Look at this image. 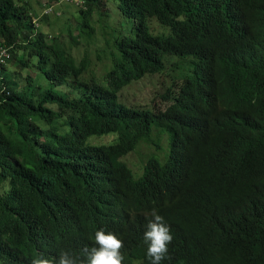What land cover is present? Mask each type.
Listing matches in <instances>:
<instances>
[{
  "label": "trees",
  "instance_id": "1",
  "mask_svg": "<svg viewBox=\"0 0 264 264\" xmlns=\"http://www.w3.org/2000/svg\"><path fill=\"white\" fill-rule=\"evenodd\" d=\"M113 1L84 0L77 29L55 31L61 0L44 4L46 27L38 0H0V264L81 255L99 229L124 241V264H149L153 209L173 234L162 264H264V0ZM93 13L133 24L101 75L73 51ZM170 58L165 109L121 98ZM155 134L168 154L157 145L132 164Z\"/></svg>",
  "mask_w": 264,
  "mask_h": 264
},
{
  "label": "rangeland",
  "instance_id": "2",
  "mask_svg": "<svg viewBox=\"0 0 264 264\" xmlns=\"http://www.w3.org/2000/svg\"><path fill=\"white\" fill-rule=\"evenodd\" d=\"M47 0H38L35 3V8L38 14V24L39 27H46L48 20L45 18L41 12L43 10V6ZM61 4H57L59 12L55 15H60L55 18L51 16L49 25L55 31L60 29L61 27L71 26L74 29H77V21H78V8L74 7L65 2V0H61ZM55 5V2H52L51 7ZM108 12H113L116 10V5L113 0H104V6ZM54 11V10H53ZM52 14V13H51ZM54 14V13H53ZM56 20H55V19ZM117 23L116 25H111L108 21L100 24L99 17L96 13L92 14V25L94 26L96 32L91 37L86 39L82 36L78 31L75 32V36L80 34L79 40L81 45L79 48L74 49V55L78 61H81L83 57L90 56L94 64L96 65L92 71L95 75H101L104 72L106 66L111 65V62L106 59H102L105 56L107 59H111L114 55V44L119 38H123L125 36L130 35L131 28L133 24L117 14L115 16ZM148 25L150 27L151 32L154 34H169V28L161 26L157 20L150 19L148 21ZM53 30V32H54ZM102 59L100 63L99 59ZM174 62L172 58L167 61L166 70L163 73L155 74L147 76L142 81L134 82L128 88H126L121 95V98L129 105V106H156L160 109H165L166 102L162 99L168 92V89L173 86L175 82H177L176 73L173 71ZM15 66L14 63H11V66L8 67L7 72L12 71V68ZM35 75L37 72L32 70ZM89 75V71H87ZM10 77L9 74L4 75L5 78ZM93 78V77H91ZM91 78H87L85 74H83L79 78L80 83H87ZM75 79L69 80L71 85V91L74 95L78 96L84 90V88L77 83H72ZM121 102V100H120ZM158 134L153 136L152 140H147L138 145V148L135 152L129 155V160L132 164H137L138 160L144 158L150 152H154L157 150V145L160 148L166 149V153L169 150V140L166 144V139L164 138L160 142L158 141ZM166 144V147L163 145ZM168 154V153H167ZM161 159H164V153L161 155Z\"/></svg>",
  "mask_w": 264,
  "mask_h": 264
},
{
  "label": "clouds",
  "instance_id": "3",
  "mask_svg": "<svg viewBox=\"0 0 264 264\" xmlns=\"http://www.w3.org/2000/svg\"><path fill=\"white\" fill-rule=\"evenodd\" d=\"M65 2L78 10L85 9L84 0H65ZM150 216L143 235V241L147 245L146 256L149 264H162L165 259H170L168 245L173 240V234L164 217L156 209L151 211ZM124 247V241L116 234L99 229L95 232L93 246H85L81 255L61 251L58 259L49 260L42 256L33 260L32 264H124L125 258L121 252Z\"/></svg>",
  "mask_w": 264,
  "mask_h": 264
}]
</instances>
